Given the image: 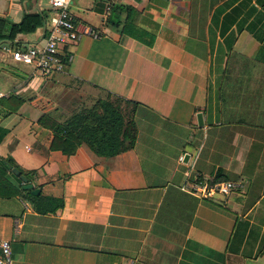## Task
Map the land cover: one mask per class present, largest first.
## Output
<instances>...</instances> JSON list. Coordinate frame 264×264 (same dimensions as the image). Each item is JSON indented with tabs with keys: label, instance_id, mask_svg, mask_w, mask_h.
Returning <instances> with one entry per match:
<instances>
[{
	"label": "crops",
	"instance_id": "0c3cea01",
	"mask_svg": "<svg viewBox=\"0 0 264 264\" xmlns=\"http://www.w3.org/2000/svg\"><path fill=\"white\" fill-rule=\"evenodd\" d=\"M239 1L73 0L75 20L98 36L63 46L71 59L47 76L11 58L41 42L45 24L0 40V156L63 199L40 213L22 195L0 197L12 264H264V58L249 18L227 38L237 24L222 16ZM42 10L48 0H0L11 22ZM107 93L136 103L132 148H50L43 113L59 119ZM218 169L239 185L197 194L193 180Z\"/></svg>",
	"mask_w": 264,
	"mask_h": 264
},
{
	"label": "trees",
	"instance_id": "16d2710c",
	"mask_svg": "<svg viewBox=\"0 0 264 264\" xmlns=\"http://www.w3.org/2000/svg\"><path fill=\"white\" fill-rule=\"evenodd\" d=\"M255 1L260 7L250 4L243 12V7L247 6L251 0H240L222 16V23L229 21L237 24V29L227 35L228 39L235 38V32L240 31L249 18L248 30L262 42L259 56L264 58V0ZM215 17L218 19L216 14ZM48 20L49 14L45 10L24 13L17 22L1 17L0 40L14 39L20 32H33L37 27L47 24ZM227 30L223 26L219 32L225 34ZM229 48L231 44L228 45L227 50ZM135 107L134 101L107 93L104 97L93 98L89 103L84 102L59 119L50 112L43 113L39 122L52 131L51 149H58L68 155L74 153L81 143H85L98 155L112 156L132 148L135 144L138 133L133 116ZM7 131V128L0 126V141ZM13 167L19 168L31 179L33 171L24 169L11 156H0V197L22 195L28 198L35 210L40 213L54 212L63 205L61 197L43 195L40 192L32 194L29 189H23L21 179L11 171ZM224 180L228 179L222 170L218 169L209 182Z\"/></svg>",
	"mask_w": 264,
	"mask_h": 264
},
{
	"label": "built area",
	"instance_id": "2783aa9c",
	"mask_svg": "<svg viewBox=\"0 0 264 264\" xmlns=\"http://www.w3.org/2000/svg\"><path fill=\"white\" fill-rule=\"evenodd\" d=\"M73 0H48L49 20L45 24V33L41 42L24 47L11 49V58L19 64H26L47 76L63 71L67 59L63 46L79 40L83 35L98 36L91 26L80 24L75 20L71 10ZM182 159V157H181ZM239 184L233 180L211 183L194 179L193 190L203 196L212 197L216 194H226ZM11 239L0 237V264H12Z\"/></svg>",
	"mask_w": 264,
	"mask_h": 264
},
{
	"label": "water",
	"instance_id": "95a60500",
	"mask_svg": "<svg viewBox=\"0 0 264 264\" xmlns=\"http://www.w3.org/2000/svg\"><path fill=\"white\" fill-rule=\"evenodd\" d=\"M196 116H197V123L199 125H202L203 124V116H202L201 111L197 112V115ZM188 158H189V153H185L184 156H183V161L184 162H187L188 161ZM11 171L14 172V174L21 179V181H22V188L23 189H29L32 194L39 193L40 188L39 187H34L33 183L28 180V177L24 173H22L19 168L13 167L11 169Z\"/></svg>",
	"mask_w": 264,
	"mask_h": 264
}]
</instances>
